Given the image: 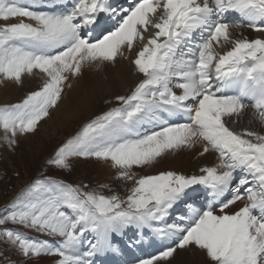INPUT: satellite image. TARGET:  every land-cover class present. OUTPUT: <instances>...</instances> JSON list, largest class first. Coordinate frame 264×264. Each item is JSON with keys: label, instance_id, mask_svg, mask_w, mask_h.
<instances>
[{"label": "snow or ice", "instance_id": "snow-or-ice-1", "mask_svg": "<svg viewBox=\"0 0 264 264\" xmlns=\"http://www.w3.org/2000/svg\"><path fill=\"white\" fill-rule=\"evenodd\" d=\"M230 14L237 18L228 20ZM9 20L17 22L0 25V79L21 84L35 72L42 78L20 103L0 106V139L10 150L50 116L72 79L87 67L114 65L138 41L131 63L142 79L47 161L59 169H69L71 158L108 163L117 179L133 182L126 197L37 179L0 209V226L59 239L0 227V242L27 259L96 264L97 256L121 254L115 239L133 231L163 245L158 254L133 257L135 264L169 261L188 248L210 264H264V134L232 131L225 119L251 107L264 124V0H131L126 7L110 0H0V21ZM241 28L261 35L233 38L232 29ZM224 45L231 47L216 50ZM178 116L186 122H171ZM200 142L199 155L214 152L217 163L199 174L133 171ZM194 186L206 190V206L187 202ZM181 203L185 211L170 222ZM143 244L137 236L127 247Z\"/></svg>", "mask_w": 264, "mask_h": 264}, {"label": "bare ground", "instance_id": "bare-ground-1", "mask_svg": "<svg viewBox=\"0 0 264 264\" xmlns=\"http://www.w3.org/2000/svg\"><path fill=\"white\" fill-rule=\"evenodd\" d=\"M130 2L131 0H127L126 4H123V6H128ZM236 18L237 17L233 14H230L227 17L228 20ZM15 22L17 21H0V25ZM101 22H107L105 14H101ZM152 31L153 30L150 29L148 32L144 33L145 41L152 34ZM240 33H243V35L248 36L250 39L261 35L246 28L233 30L231 34L233 38H238ZM141 46L142 43L138 41L134 45L132 51H125V57H118L117 62L114 65H106L101 68H96L95 66L87 67L84 69L83 74L79 78L72 79L70 81L72 87L65 89L61 101L55 108L54 119L49 120L48 124L41 128V132H46L47 128H50V130L54 132L53 136H56L59 134L56 128L58 129L61 124H65L66 122L73 124L74 122H81L82 120L88 121L93 118L92 115H90V112L95 103H101L108 97L110 98L115 97L116 95H125L127 92L130 94L135 84L142 79V76L136 73L135 67L131 63V61L135 58L136 52ZM224 47L220 48L221 53L227 51L231 45H224ZM22 80L23 82L21 84H17L15 81L0 79V106L20 103L30 92L34 91V89L38 90L42 84L41 74L38 72H35V74L31 76L25 75ZM252 112L253 109L249 107L238 118H225L226 126L230 128V122L235 123L236 121L237 123L234 124L235 128H230L232 131L240 132L244 129H248L264 134V124H261L258 120L254 119ZM171 122H186V120L183 117L178 116L173 118ZM19 138H22V136ZM28 138L29 136L24 139L26 140ZM5 146L6 145H3V147ZM202 150L203 142H200L191 149H183L178 152L168 153L162 158H159L156 163L148 166L149 175L165 171H176L186 175L199 174V169L201 167L214 166L217 163L216 153L209 152L201 156L199 153ZM6 156L7 155L5 154V157ZM109 167L110 165L108 163L100 161V164H98L97 170L95 171L93 182L99 183L100 185L109 184L113 180ZM112 170L116 169L112 168ZM25 183H27L26 175L22 180H17L15 183L16 190L25 185ZM208 199L209 197L207 196L206 190L202 186H194L192 189H189L186 196L187 202L193 203L194 205L204 203L203 206H206ZM239 206V204L234 205L228 211H235ZM184 211L185 205L181 203L173 210L172 216L177 217L179 213L181 214ZM175 212H178L176 213L177 215H173ZM172 220L170 218V222ZM24 232L27 233V235H32L31 230L29 229H24ZM131 235H133V237H131ZM137 236L142 239L145 244H147L146 251L144 250L142 252L144 253L143 255H145L143 258H145L146 255L149 256L151 254L150 253L148 255V251L154 252L153 249L156 250L160 247L161 242L159 240H156L155 243L149 245L148 238L146 237L144 240L145 236H143L142 233L134 235L133 231H128L125 236L122 238L117 237L114 241V243L121 248L122 253H108L97 256L95 258L96 264H123L125 260L128 261V264H133L130 260L134 261L133 257H137L138 255L142 256V253L137 248L136 251L129 249L127 245L130 239H135ZM89 239H91V236H89ZM86 248L87 244H85L81 250L83 251ZM125 255H127V257H124ZM206 259L205 255L199 250L195 248H188L186 250H178L174 254V257L169 261H159L157 264H205ZM51 260L46 256H41L39 258H33L30 264H54V260L56 259L51 258Z\"/></svg>", "mask_w": 264, "mask_h": 264}, {"label": "rangeland", "instance_id": "rangeland-1", "mask_svg": "<svg viewBox=\"0 0 264 264\" xmlns=\"http://www.w3.org/2000/svg\"><path fill=\"white\" fill-rule=\"evenodd\" d=\"M233 30L239 29H232V31ZM216 50L218 52L221 51L219 47ZM36 90L37 89H34V91ZM128 94L129 92H127L125 95ZM106 100L112 101V103H105ZM113 106H117L115 97H108L101 103H95L90 112V115H92L93 117L91 119H94L96 116L102 114L104 111H107L110 107ZM54 117L55 109H52L50 110V116L45 118L38 124L37 130L34 133L25 134L22 136V138H19L18 143L13 150H10L7 146L3 147V145L6 144L3 142L2 139H0L2 143H0V209L4 208L6 205L12 202L15 197L19 195L21 190L25 188V186L31 184L37 179L45 178L54 179L56 181H62L66 184H71L74 186L82 184L88 185V190H95L104 195L118 194L122 198L126 197L131 187H133V182L117 179V170H112V168L109 167V170L111 171L113 177V182L111 181L109 184H107V187L102 188L100 187L101 185L99 183L93 182L95 171L97 170L98 164H100V161H97L94 158H71V166L69 169H59L47 163V161L54 155V152L58 146L66 142L67 139L74 136L85 123L91 120H82L81 122H74L73 124H70L68 122H66L65 124H61L58 129L56 128L57 132H59V134H57L56 136H53L54 132H52L50 128H47L46 132H41V128L43 126H46L48 124V121L53 120ZM236 123V121L235 123L230 122V128H235L234 124ZM0 133V137H2L3 132L0 131ZM27 136H29V138L25 140L24 138ZM5 154L7 155L6 157ZM133 171L136 173L137 176L149 175L148 166L142 168H134ZM25 175L27 178V183H25V185L21 186L19 189L16 190L15 183L19 179L22 180ZM200 204H196L195 206L200 207L203 206L204 203L202 205ZM176 213L178 212H175V214L173 215H177ZM176 218L177 217L175 216H171V220H175ZM0 227L13 228L21 232H24L25 229L19 225H12L10 223ZM31 233L32 235H29L31 237L42 240H48L50 242L59 239L58 237L42 236L41 234L35 231H31ZM131 237H133V235H131ZM145 238L146 237H144V240ZM136 248L142 253L144 250L146 251L147 244L144 243L143 246L134 247L132 249L136 251ZM162 248L163 245L160 244V247L158 249H153L154 254H158L159 251L162 250ZM143 254L144 253H142V256L138 255L137 257L145 256ZM154 254L153 252L148 251L149 256L146 255L145 258H148ZM46 257L50 260L51 258H55L52 256ZM124 257H127V255H125ZM31 260L32 259L22 257L17 250H15L12 246L8 245L7 243L0 242V264H30ZM130 262L135 264V260H130ZM205 264H210V261L206 259Z\"/></svg>", "mask_w": 264, "mask_h": 264}]
</instances>
